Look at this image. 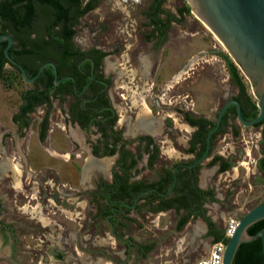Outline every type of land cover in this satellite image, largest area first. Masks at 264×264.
<instances>
[{"label":"flooded vegetation","instance_id":"1","mask_svg":"<svg viewBox=\"0 0 264 264\" xmlns=\"http://www.w3.org/2000/svg\"><path fill=\"white\" fill-rule=\"evenodd\" d=\"M102 1L105 0H80L79 5H74L75 17L69 24L70 30L63 31L58 43L52 46L40 47L31 53L28 48L21 51L20 43L14 39L9 55L17 64L4 53L7 42L0 43V56L2 53L4 56L0 64V83L5 68L10 67L16 71L17 81L25 86L19 91L20 103L10 117L13 126L6 133L11 136L13 148L18 141L28 140L24 150L17 147L13 158L0 160V176L6 175L8 170L19 183L21 171L24 176L33 177L53 171L44 165L38 171L32 168L31 160L36 151L29 148L34 133H29V128L31 119L39 118L36 138L45 151L52 153L46 144L55 132L54 122L76 146L77 150L72 153L80 167H75V172L85 182L86 204L97 210L93 220L104 216L115 239L126 244V255L139 258L154 248L151 244L126 240L120 234L128 220H133L131 211L144 213L140 209L145 205L157 214L183 213L178 221L180 226L198 222L203 229H194L199 231L197 240L211 242L209 253L213 244L228 243L230 239L226 232L223 235L224 217L213 209L218 203L216 177L229 172L236 163L234 160L246 158L245 148L238 153L239 148L231 146L227 147L230 151L227 148L217 151V145L223 142L228 145V138L239 137L241 125L261 127L264 136V123L246 126L239 118L238 106L246 121L255 119L259 108L254 109L253 105L258 103L248 93L244 82L241 85L235 80L229 68L230 81L237 92L225 100L216 114H198L192 107L190 95L175 90L177 84L190 76L192 60H183V67L177 73L173 67H167L166 72L162 70L165 69L163 64L173 62L171 55L175 57L176 40L190 35V31L183 28L191 11L183 1L112 0L118 11L113 7L103 9ZM100 10L104 15L98 20L92 19L87 30L80 26L86 15ZM114 11L118 13L113 14ZM49 62H53L56 69L48 64L39 73L41 66ZM18 65L23 67L30 81L25 79ZM228 102L231 103L218 125L221 111ZM39 152L43 158V152ZM69 155L67 158L71 160L72 154ZM54 156L63 157L58 153ZM260 156L257 168L264 173L260 167L264 152ZM17 158L23 163L21 170L14 164ZM202 178L206 182H202ZM40 188L47 192L46 187ZM68 196L72 200L68 203L78 207V197L75 201L72 195ZM4 199L0 196V263L5 257L14 259L17 252L31 253L20 248L25 245L21 240L29 228L10 217L11 220H4ZM46 224L43 222L42 226L46 228ZM257 231L248 229L249 235ZM222 235L223 239H219ZM74 243L73 240L71 252L77 254ZM246 243L258 245L261 239ZM50 246L45 245L58 258L63 256L58 244ZM38 247L40 249V244ZM255 252L251 250L247 254ZM36 254L40 257V252Z\"/></svg>","mask_w":264,"mask_h":264},{"label":"rangeland","instance_id":"2","mask_svg":"<svg viewBox=\"0 0 264 264\" xmlns=\"http://www.w3.org/2000/svg\"><path fill=\"white\" fill-rule=\"evenodd\" d=\"M179 1L186 3L191 11L186 28H183L188 29L190 35L176 40L175 57L171 55L173 62L170 61L169 65L163 64L165 69L162 72H166L167 67H173L174 72L177 73L183 67V60L191 59L192 62L190 76L177 84L175 90L186 91V94L190 95L192 107L198 114H216L225 100L237 92V88L230 81L228 66L225 62V56H228L238 68L239 76L248 93L258 103L259 97L253 90V84L227 48L196 15L189 0ZM101 4V6L104 5L103 9L108 10L113 7L116 11L119 10L113 6L112 0L102 1ZM116 11L113 14L118 13ZM102 15L104 12L101 10L90 13L81 20L80 26L87 30L91 20H98ZM14 72L16 71L12 68L6 67L2 83H0L1 162L8 161L9 157L13 158L17 153V147L24 150L28 141L23 143L20 140L16 148H13L11 136L6 133L13 126L10 117L20 103L19 91L25 87L17 81ZM125 101L130 105L128 100ZM54 115L53 113V117ZM33 118L29 128V133L34 132L29 148L36 151L33 152L34 156L31 160L32 168L38 171L44 165L53 171L40 177L29 174L24 176L22 171H19L21 173L19 183L12 179L8 170L5 172L6 175L0 176V196L5 198L2 216L6 221L13 218L29 228L26 230V237L20 238L25 243L20 248L31 251L29 254L17 252L14 259L2 258L3 261L0 264H194L196 260L208 254L211 242L197 240L196 233L199 231L196 230L203 229L198 222L180 226L178 221L183 213L170 211L157 214L150 209V206L145 205L140 209V211L144 210V213L131 211L133 220H128L126 228L121 229L120 234L126 240L130 239L138 244H151L154 248L145 251L139 258L126 255L124 253L126 244L115 239L104 216L95 217V221L93 220V214L97 210L86 204L85 182L78 177L79 173L75 172V167L79 166L75 154L72 153L77 150L75 144L65 135L63 129L53 122L55 132L51 133L52 138L46 144L52 153L48 152L49 150L45 151L36 138L39 118L35 120ZM263 137L261 127L241 125L239 137H227L228 145H225V142L217 145V151L231 146L239 148L236 149L238 153L245 148L243 155L246 156V158L234 160L236 163L229 172L216 177L219 185L218 203L213 205V209L218 210L224 217L223 235L231 220L239 222L251 209L264 203V173L257 168L260 155L264 152ZM222 145H225L224 148ZM227 150L230 151V148ZM39 151L43 152V158L39 155ZM57 153L63 157H55L54 154ZM69 154H72L71 160L67 158ZM79 160L81 164V158ZM14 163L21 170L20 166L23 163L20 158H17ZM158 171L157 169L156 172ZM75 174L76 177H74ZM202 182L206 181L202 178ZM42 186L46 187L47 192L42 191L40 188ZM68 195H72L75 201L78 197V207L76 204L68 203L72 201L71 196ZM43 222L47 223L46 228L45 225L42 226ZM39 233L42 235H38ZM72 239L76 242L74 247L77 248V254L71 252ZM46 244L49 248L50 245L58 244L59 252H63V256L60 258L55 256L45 247ZM36 251L40 252V257Z\"/></svg>","mask_w":264,"mask_h":264},{"label":"water","instance_id":"3","mask_svg":"<svg viewBox=\"0 0 264 264\" xmlns=\"http://www.w3.org/2000/svg\"><path fill=\"white\" fill-rule=\"evenodd\" d=\"M1 1V0H0ZM194 12L200 20L215 34L227 48L228 52L240 66L245 76L252 82L253 89L259 97V115L246 121L242 116L240 106L239 118L246 126H252L264 119V0H189ZM7 42L4 50L6 57L17 64L9 55V48L14 43L10 34H0V43ZM48 64L56 69L53 62L41 66V70ZM27 77L21 65H18ZM58 81V80H57ZM238 103V101H236ZM228 102L221 111L218 125ZM239 104V103H238ZM264 219V203L254 207L238 222L236 231L230 237L224 264H233L236 253L242 243L261 239L264 256V228L254 235H249L248 229L253 224Z\"/></svg>","mask_w":264,"mask_h":264},{"label":"trees","instance_id":"4","mask_svg":"<svg viewBox=\"0 0 264 264\" xmlns=\"http://www.w3.org/2000/svg\"><path fill=\"white\" fill-rule=\"evenodd\" d=\"M80 0H1L0 1V34L10 33L20 43V50L28 48L34 53L40 47L58 43L62 32H68L69 24L75 17V6ZM28 52V51H27ZM0 56L4 57L3 53ZM227 66L235 80L241 85L238 68L225 56ZM44 60V59H43ZM42 60V61H43ZM254 109L258 110L256 104ZM264 120L256 126L263 125ZM264 141V138H263ZM264 170V159L260 162ZM250 230L264 228V219L249 227ZM254 232V231H253ZM223 235L219 239H223ZM226 238H224L225 240ZM253 245V246H252ZM248 247V248H247ZM255 250L253 254L248 251ZM233 264H264L261 244L242 243L236 253Z\"/></svg>","mask_w":264,"mask_h":264},{"label":"built area","instance_id":"5","mask_svg":"<svg viewBox=\"0 0 264 264\" xmlns=\"http://www.w3.org/2000/svg\"><path fill=\"white\" fill-rule=\"evenodd\" d=\"M238 226V222L235 220H231L226 229V237L230 238L236 231ZM227 242L219 241L213 244L210 252L196 260L194 264H224L225 252H226Z\"/></svg>","mask_w":264,"mask_h":264},{"label":"bare ground","instance_id":"6","mask_svg":"<svg viewBox=\"0 0 264 264\" xmlns=\"http://www.w3.org/2000/svg\"><path fill=\"white\" fill-rule=\"evenodd\" d=\"M144 122H145V121H144ZM141 125H143V124L141 123ZM14 164H15V163H14ZM95 164H96V163H95ZM103 164H104V162H103V163L100 162V165H103ZM101 169H102V168H101ZM233 235H234V234H233Z\"/></svg>","mask_w":264,"mask_h":264}]
</instances>
